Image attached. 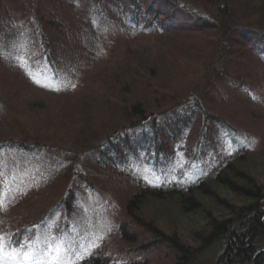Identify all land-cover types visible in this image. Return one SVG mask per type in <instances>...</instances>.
<instances>
[{
	"label": "trees",
	"instance_id": "16d2710c",
	"mask_svg": "<svg viewBox=\"0 0 264 264\" xmlns=\"http://www.w3.org/2000/svg\"><path fill=\"white\" fill-rule=\"evenodd\" d=\"M115 1L119 3L125 25L138 31L124 37L191 33L197 37L194 41L200 42L196 45L217 43L204 79L196 90L184 96L172 97L167 92H159L154 99L155 105L146 104L145 99H136L126 122L96 141L86 154L66 151L61 155L56 148L50 149L30 139H0V153L11 150L41 159L46 156L42 159L39 183L31 185L36 187L33 191L37 190V203H46L54 195L61 196L40 223L30 222L13 230H7L6 225L0 226V234L5 236L13 251L26 244L32 248V241L37 242L34 246L43 249L47 242L38 244L41 232L49 235L48 242L56 241L68 225L64 211L77 203L80 192L99 194L93 176L96 170H102L129 189L128 213L137 223L158 234V239L130 250L125 260L114 258L104 239L81 256L83 258H77L76 264H155L153 253L160 242H167L177 250L178 264H191L195 258L194 248L181 241L176 231L167 234L157 227V217L164 214L163 204L169 201L177 206L173 216L188 212L205 215L208 231H197L194 238L201 241V247L219 243L215 264H264V185L253 176L249 164L252 152L260 149L263 138L251 135L244 123L229 119L213 105L216 100L230 99L233 92L246 93L255 99L264 97V78L253 72L243 75L235 71L230 57L232 54L251 55L264 70V27L237 23L228 0L217 8L231 22L222 39L214 38L212 34L215 33L199 35L200 31L218 27L219 22L215 16L189 6L188 0ZM104 3L105 0H97L94 11H100ZM81 4L80 0L24 2L21 9L24 18L20 25L13 26L25 31L23 55L5 64V69L15 72L12 76L16 81H28L30 76L40 77L41 73H49L57 80L66 77L63 71L72 65L76 90L80 88L93 58L88 57L90 31L81 14ZM114 25L117 28L116 23ZM115 38L112 36L108 40L110 46L117 42ZM6 46L9 47L8 43L0 40V60ZM5 73L0 71V82L11 77L4 76ZM103 101L101 94L98 103ZM85 155H91L93 161L89 162ZM137 162L150 177L140 174L135 167ZM224 190L232 191L244 202L235 204L232 198L225 196ZM47 193L52 196L45 197ZM148 199H154L153 205L156 204L149 213L146 212ZM205 205L222 212L213 215ZM56 210L61 213L55 215ZM143 211L151 215L152 220L141 215ZM208 211L211 213L207 214ZM59 215L61 220L50 228L48 219ZM116 230L117 237L131 242L139 239L130 221L120 219ZM52 232L56 235L52 236Z\"/></svg>",
	"mask_w": 264,
	"mask_h": 264
},
{
	"label": "rangeland",
	"instance_id": "374dc122",
	"mask_svg": "<svg viewBox=\"0 0 264 264\" xmlns=\"http://www.w3.org/2000/svg\"><path fill=\"white\" fill-rule=\"evenodd\" d=\"M26 1L28 0H0V40L9 45L0 60V71L7 72L4 75L6 77L11 76L6 82H0V139H30L46 144L50 149L56 148L61 155H65L66 151L86 154L96 141L126 122L129 111L134 110L133 103L136 99H145L146 104L155 105L154 99L161 91L172 97H179L196 90L216 53L217 43L196 45L195 43L200 42L194 41L197 37L191 33H158L133 39L124 37L138 31L125 25L118 2L105 0L100 11L95 12L97 0H80L81 14L90 31V51L87 53L88 57H93L87 68V80L83 79L80 88L76 90V76L70 65L63 71L67 73L66 77L61 76L57 80L49 73H41L38 75L40 77L30 76L31 81H16L12 76L15 72L5 69V64L15 62L23 55L25 31L13 26L21 24L24 18L21 9ZM223 2L224 0H188L189 6L215 16L219 22L218 27L200 31L199 35L211 36L215 33L212 34L214 38H223V33L231 23L217 9ZM228 2L237 23L264 27V0ZM112 36H116L117 42L110 46L108 40ZM250 56L232 54L231 64L235 71L243 75L253 72L264 78L263 66ZM22 73L20 71V75ZM100 93L103 94V103H98ZM250 96L233 92L230 99L216 100L213 105L229 119L244 123L245 130L251 135H261L263 138L260 149L252 152L249 164L253 176L264 185V97L255 99ZM43 157L46 156H42V159ZM86 157L90 159L89 162L93 161L91 155ZM42 159L18 151L7 150L0 153V192L3 199L0 226L6 225L7 230L29 225L30 222L40 223L50 207L61 198L59 194L52 196L47 193L45 197H52L46 203L35 201L37 190L33 191L35 186L31 185L38 184L41 179ZM140 164H135L140 174L150 177L140 168ZM94 174L99 194L80 192L77 203L64 211L63 217L67 219L68 225L63 228L56 241L49 242L67 245L76 252L75 256L69 257L75 261L106 239L105 243L114 258L125 260L129 258L130 250L142 243L157 240L158 234L148 226L137 223L128 213L126 202L130 191L126 186L105 175L102 170H96ZM224 194L237 205L244 202L232 191L224 190ZM148 201L147 213L156 208V204L153 205L154 199ZM163 205L165 212L157 217L158 229L167 234L176 231L181 241L194 248L195 258L191 264H215L219 243L212 242L201 247V241L194 238L197 231H208L205 215L201 212H188L173 216L177 207L175 202L169 201ZM205 207L209 208L208 205ZM209 209L213 215L222 212ZM146 212H141V215L151 219V215ZM211 212L208 211L207 214ZM55 213L57 215L61 211L56 210ZM61 218V215L55 219L49 218L47 223L51 228ZM120 219L130 221L133 229L137 230L139 239L136 242L117 237L116 227ZM55 235L52 232V236ZM38 236L39 245L49 240L46 232L38 233ZM33 243L37 242L32 241V249H41ZM262 244L264 246V235ZM39 258L44 259L43 256ZM177 259V250L167 242H160L153 253L152 262L178 264Z\"/></svg>",
	"mask_w": 264,
	"mask_h": 264
},
{
	"label": "snow or ice",
	"instance_id": "6c2138e0",
	"mask_svg": "<svg viewBox=\"0 0 264 264\" xmlns=\"http://www.w3.org/2000/svg\"><path fill=\"white\" fill-rule=\"evenodd\" d=\"M0 210H3L2 192H0ZM75 255L76 252L67 245L51 242H47L46 247L40 250L32 249L30 244H26L19 250L13 251L5 236L0 234V264H76L74 260L69 259L70 256ZM41 256L45 259L41 260L39 258Z\"/></svg>",
	"mask_w": 264,
	"mask_h": 264
}]
</instances>
